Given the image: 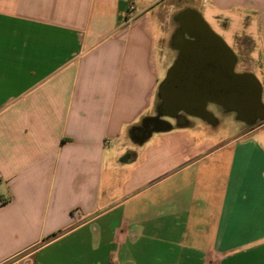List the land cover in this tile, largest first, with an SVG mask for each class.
Here are the masks:
<instances>
[{"label": "crops", "instance_id": "crops-1", "mask_svg": "<svg viewBox=\"0 0 264 264\" xmlns=\"http://www.w3.org/2000/svg\"><path fill=\"white\" fill-rule=\"evenodd\" d=\"M186 11L264 109V0H0V264H264V118L159 114Z\"/></svg>", "mask_w": 264, "mask_h": 264}, {"label": "water", "instance_id": "water-1", "mask_svg": "<svg viewBox=\"0 0 264 264\" xmlns=\"http://www.w3.org/2000/svg\"><path fill=\"white\" fill-rule=\"evenodd\" d=\"M174 44L178 54L160 89V116L183 113L210 122L208 106L216 104L247 124L264 118L261 84L236 71V54L202 17L186 11Z\"/></svg>", "mask_w": 264, "mask_h": 264}, {"label": "rangeland", "instance_id": "rangeland-1", "mask_svg": "<svg viewBox=\"0 0 264 264\" xmlns=\"http://www.w3.org/2000/svg\"><path fill=\"white\" fill-rule=\"evenodd\" d=\"M170 1L173 2L175 0H170ZM177 7H179L178 9L180 12L181 9L185 6L183 4V5L177 6ZM177 7H176V10H178ZM205 15H206L207 21L210 23V25L212 26L214 31H216L219 35H221L222 37L225 38V40L228 42L229 46L237 53V55L239 56L240 59H244L246 52L239 49V48H236L235 42L231 39V37L224 34L222 28L218 25V23L215 20H213L208 14H205ZM177 27H178V25H177ZM168 54H173V56L170 58L175 59L176 53L174 51H168ZM244 69L245 68L242 67V65H238L236 68V71L241 72ZM160 106H161V104H160ZM160 106H159V108H160ZM209 110L211 112H213L217 117L216 119L214 118L210 122L211 123L217 122V124L221 122V125L217 128V132L213 135V133H212L213 129H210L202 121L195 119V122L197 123V127H198L195 133L199 137L210 138L212 141H215L214 142L215 144H218V145H223V144L229 142L231 139H234L235 137H238L239 135L246 133V131L248 129H253L257 123V122L256 123L254 122V123H248L247 124L245 122H241L237 118L236 114L225 113L223 109L219 108L218 106H215L214 104L209 105ZM185 121H187V119H185ZM257 135H254L253 138L255 139L257 137ZM258 137L260 138V136H258Z\"/></svg>", "mask_w": 264, "mask_h": 264}, {"label": "built area", "instance_id": "built-area-1", "mask_svg": "<svg viewBox=\"0 0 264 264\" xmlns=\"http://www.w3.org/2000/svg\"><path fill=\"white\" fill-rule=\"evenodd\" d=\"M130 10H132V11L135 10V5L134 4H132L130 6ZM73 214H74V216H75L77 221H80L82 219V217H83V214H82L81 210H79V209L74 210Z\"/></svg>", "mask_w": 264, "mask_h": 264}, {"label": "flooded vegetation", "instance_id": "flooded-vegetation-1", "mask_svg": "<svg viewBox=\"0 0 264 264\" xmlns=\"http://www.w3.org/2000/svg\"><path fill=\"white\" fill-rule=\"evenodd\" d=\"M210 105V104H209ZM215 106H218V105H216V104H214ZM218 107H220V106H218ZM183 120V119H182ZM184 120H185V118H184ZM154 124H156V121H152Z\"/></svg>", "mask_w": 264, "mask_h": 264}]
</instances>
